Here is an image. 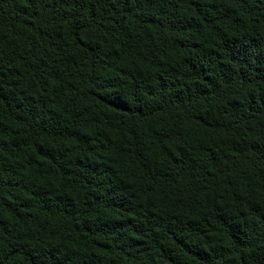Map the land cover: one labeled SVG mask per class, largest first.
I'll return each mask as SVG.
<instances>
[{"label": "trees", "instance_id": "1", "mask_svg": "<svg viewBox=\"0 0 264 264\" xmlns=\"http://www.w3.org/2000/svg\"><path fill=\"white\" fill-rule=\"evenodd\" d=\"M0 264H264V0H0Z\"/></svg>", "mask_w": 264, "mask_h": 264}]
</instances>
